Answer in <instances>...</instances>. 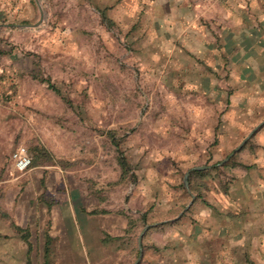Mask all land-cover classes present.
Wrapping results in <instances>:
<instances>
[{
  "label": "crops",
  "instance_id": "crops-1",
  "mask_svg": "<svg viewBox=\"0 0 264 264\" xmlns=\"http://www.w3.org/2000/svg\"><path fill=\"white\" fill-rule=\"evenodd\" d=\"M92 1L109 21L148 20L141 55L153 61L173 51L172 40L182 45L172 69H183L185 79L170 109L184 130L167 128L184 140L125 161V171L117 162L118 197L101 181L74 179V229L59 209L61 179L45 178L28 224L32 240H22L23 260L15 263L38 264L46 248L60 264H132L148 225L137 264H264V123L222 162L245 128L264 118V0ZM11 2L0 0L3 16ZM210 8L228 21L212 31L199 22ZM187 50L206 64L194 65ZM193 166L207 168L190 172L184 187Z\"/></svg>",
  "mask_w": 264,
  "mask_h": 264
},
{
  "label": "rangeland",
  "instance_id": "rangeland-1",
  "mask_svg": "<svg viewBox=\"0 0 264 264\" xmlns=\"http://www.w3.org/2000/svg\"><path fill=\"white\" fill-rule=\"evenodd\" d=\"M3 13L0 10V264H17L24 256L22 240L31 238L28 224L38 211L45 178L61 179L59 209L65 223L69 215L74 229V179L101 181L118 197L119 156L135 162L149 157L146 151L152 147L171 146L174 139L183 142L182 132L169 130L167 122L184 130L182 117L177 120L170 108L173 94L181 90L176 85L185 77L183 69H172L182 49L178 41L170 43V54L154 59L158 69H153L154 61L143 56L140 42L148 20L109 21L92 0H12ZM199 22L212 31L228 21L210 8ZM187 51L194 65L206 64L200 53ZM256 123L245 128L232 148ZM17 146L25 148L30 161L23 172L14 171L9 160ZM37 251L32 253L35 259ZM45 251L38 264H60L53 249Z\"/></svg>",
  "mask_w": 264,
  "mask_h": 264
},
{
  "label": "water",
  "instance_id": "water-1",
  "mask_svg": "<svg viewBox=\"0 0 264 264\" xmlns=\"http://www.w3.org/2000/svg\"><path fill=\"white\" fill-rule=\"evenodd\" d=\"M264 123V118L259 121L258 123H256L254 125V127H252L248 132L247 134L241 139V141L233 148V150L228 153V155L222 160V162L226 161L232 154L233 152H235L237 149L240 148L241 145H243L248 139L249 137L253 134V132L259 128L262 124ZM207 168V166H193L189 169H187L183 176H182V185L184 187H187V178H188V175L191 171H195V170H201V169H205ZM190 195V200L189 202L184 206L183 210H185L191 203V201L193 200V195L192 194H189ZM148 228V225H144L142 227V229L140 230V232L138 233L137 235V238H136V248H137V253H136V256H135V259L134 261L132 262V264H137L138 263V260L140 258V254H141V237L144 233V231Z\"/></svg>",
  "mask_w": 264,
  "mask_h": 264
},
{
  "label": "built area",
  "instance_id": "built-area-1",
  "mask_svg": "<svg viewBox=\"0 0 264 264\" xmlns=\"http://www.w3.org/2000/svg\"><path fill=\"white\" fill-rule=\"evenodd\" d=\"M11 167L14 171L23 172L29 167V158L23 146H17L9 155Z\"/></svg>",
  "mask_w": 264,
  "mask_h": 264
},
{
  "label": "trees",
  "instance_id": "trees-1",
  "mask_svg": "<svg viewBox=\"0 0 264 264\" xmlns=\"http://www.w3.org/2000/svg\"><path fill=\"white\" fill-rule=\"evenodd\" d=\"M42 81H43V79H42ZM45 82H46V84H47V86L49 87V88H52V90H54L55 92L57 91L56 89H54L53 87H51V85L50 84H48V82H47V80H45ZM117 162H118V164L120 165V167H121V169L123 170V171H125V168H126V162H125V159L122 157V156H119L118 158H117ZM200 171H191V173H199ZM25 239V238H24ZM46 248L43 250V252L45 253L46 251Z\"/></svg>",
  "mask_w": 264,
  "mask_h": 264
}]
</instances>
